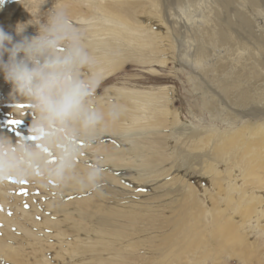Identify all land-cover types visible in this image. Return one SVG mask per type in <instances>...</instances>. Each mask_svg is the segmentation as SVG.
<instances>
[{
    "label": "bare ground",
    "instance_id": "obj_1",
    "mask_svg": "<svg viewBox=\"0 0 264 264\" xmlns=\"http://www.w3.org/2000/svg\"><path fill=\"white\" fill-rule=\"evenodd\" d=\"M175 1L56 0L54 10L84 25L85 39L78 43L87 63L75 74L87 91L115 82L127 65L165 67L171 60L176 68L192 69V89L225 126L186 123L169 87L150 91L113 84L100 97L87 96L85 106L97 116L94 128L82 120H49L68 129L61 131L60 142L74 137L71 145L83 146L67 153L70 165L54 167L38 156L47 160L40 172L72 198L51 199L42 216L34 217L40 208L32 198L0 196L10 206V211L0 208L2 225H19L34 241L8 232L14 240L9 245L7 236L0 237L5 258L14 263L26 258L22 247L11 249L18 243L31 250V264H50L44 259L50 246L44 243L51 234L64 243L66 254L57 256L73 264L87 259L88 264H137L140 257L146 264L156 257L177 263L195 246L199 258L212 251L211 264L237 263V258L241 264H264V0H242L254 19L236 12L221 19L222 0ZM7 6L0 4V11ZM207 45L217 51L209 54ZM168 80L149 76L136 82ZM20 140L11 142L17 152ZM45 143L54 147L53 141ZM13 166L30 176L37 170L28 161ZM94 169L103 170L99 186L85 189ZM89 191L94 194L86 197ZM24 201L42 238L16 222L12 204Z\"/></svg>",
    "mask_w": 264,
    "mask_h": 264
},
{
    "label": "rangeland",
    "instance_id": "obj_2",
    "mask_svg": "<svg viewBox=\"0 0 264 264\" xmlns=\"http://www.w3.org/2000/svg\"><path fill=\"white\" fill-rule=\"evenodd\" d=\"M174 1L175 0H172L171 3H174ZM55 2L56 0H30V2H27V0H0V4H8L7 8H9V10L0 11V27H3L8 32H14V29L18 24H24L26 25L25 34L38 35L41 26L47 24L49 17L56 12L54 10ZM175 2H177V0ZM13 6L14 8H12ZM262 8L264 9V5L262 6ZM234 12L245 13V15L250 19L255 18L254 12L250 9L249 5L244 4L242 0H222V6L218 8L217 14L221 19H226L230 15H233ZM4 15H7V17L2 23V17ZM10 20L12 21V24L7 25V22ZM89 23L90 22H87L85 26H88ZM72 24L75 25L73 27V31L78 37V42L85 39L84 33L86 32V30L84 28V25H79L71 21V25ZM62 49H64V47L60 48L61 52H63ZM207 50L211 55L214 53V51H217L216 48H212L208 45ZM164 66L165 67H162L160 65H127L124 70L114 76L113 81L115 82L90 89L89 91H87V96L90 97L96 95L100 97L102 92L111 87L113 84L150 91H156L164 87H169L174 91L175 106L176 108H178V111L181 112L182 119L186 123H191L192 125L201 127L217 126L222 129L225 125H223L220 121L215 120L216 118L211 116L205 110V108L203 107V101L199 99L198 93H196L192 89V84L188 81V75L190 74V71H192V69H190L188 65H186V67H182V70L181 68H176L174 67L171 60L166 62ZM149 76L168 77L169 80L159 84H142L140 82H136V80H145ZM202 81L209 80L205 78V80ZM87 96L85 97L86 104H88L90 101L89 97ZM20 104L31 105V107L23 109L17 108V105ZM91 104H94V102H91ZM39 109L40 108L38 106V103L33 97L13 90L11 84L7 83L4 80L3 72L0 71V140L6 141L5 145L0 148V196L6 197L8 200L14 199L18 195H26L27 197L32 198L34 200V203H36V206L40 208V211L33 213L34 217L42 216L41 209L43 211L45 210L44 205L49 200L55 199L56 197H58L59 200H62L64 197H66V200L70 199L66 193L60 194L59 185H54L50 175L40 172V169L45 167L44 165L47 163V160L48 163H50L54 167H59L64 164L66 166L65 168H67V166L70 165L68 162L67 153L71 151L73 146H75L76 148L83 147L82 145H71L75 144L74 137L66 136L67 138H65L63 142H60L59 137L61 131H68V129L53 124V122L49 121L46 114L44 113H42L43 115H45L44 118L42 116H38L37 110ZM39 111L41 112V110ZM13 119L20 120L21 123L17 125L9 124L8 122ZM44 119L46 121H43ZM31 136H37L41 138L33 141L28 139ZM6 137H8L9 140H5L4 138ZM19 137L21 138L19 143L22 145L21 152H17L16 149L11 146L12 141L18 143ZM46 140L53 141L54 147L47 146L45 143ZM91 143L97 144L96 142ZM15 146L17 147L18 145ZM58 148L61 152L58 151ZM42 155L47 158V160L41 161L38 158V156ZM5 157L8 158L7 162L10 163V166L13 168L14 164L16 166H19L24 161L35 163V166H37V170L35 171L36 173L32 174L31 176L27 174L26 178L17 175L3 174ZM34 170L35 167L30 168V171ZM9 177L17 180L25 179L28 181H26L27 185L18 186L19 183L11 182L9 180ZM41 179H43V182L42 184H39ZM22 192H25L26 194H22ZM93 194L94 191H89L86 197L92 196ZM26 204L27 207L25 206ZM0 208L3 211H10V206L8 204L0 202ZM12 208L14 210L13 214L15 215L16 222L18 221L25 228L30 229L29 233H35L38 239L42 238V235L44 233L40 230H37L36 224H30L31 222L29 219L31 217L32 209L29 205V202L24 201L23 204L17 205H14L13 203ZM8 232H11L10 234L14 235L17 240L24 238L28 241H33V239L28 234H24L23 229H21L19 225L5 223L4 225H2L0 221V237L4 238L5 236H7L6 234ZM6 240L8 241V245L14 241L9 236L6 237ZM45 240L47 242L44 243V245L50 246V248H46L44 250V253L46 254L44 259L48 258L50 264H73L72 259L63 258L61 260L57 256V254H59L60 252L66 254V252L63 251L64 243L59 242L58 239L52 237L51 234L48 235ZM18 247H22L23 254L26 255V258H21L20 255L21 259L19 260L22 262L14 263L5 258L3 252H0V264H31L34 258L29 247H27V245H21L17 243L13 244L11 246V249L15 250L18 249ZM212 256V251H208V254L202 253L201 258H199V250L197 246H195L194 248L187 249V251L182 254L181 259L177 263L171 262L168 259H164L161 257L152 258V263L189 264V261L191 259H194V262H196V264H203L206 258L207 264H211L210 262L212 260ZM237 259L235 260L237 263L231 262V264H241V261ZM88 262L89 261L87 259L84 261H79V264H88ZM46 263L49 264L48 262ZM146 263L147 259H144V257H140L137 262V264Z\"/></svg>",
    "mask_w": 264,
    "mask_h": 264
},
{
    "label": "clouds",
    "instance_id": "obj_3",
    "mask_svg": "<svg viewBox=\"0 0 264 264\" xmlns=\"http://www.w3.org/2000/svg\"><path fill=\"white\" fill-rule=\"evenodd\" d=\"M26 25L18 24L14 32L0 27V71L13 90L33 97L49 120H82L92 129L96 113L85 106L87 89L75 70L87 63L71 21L63 10L49 17L38 35H27ZM64 47L61 52L60 48ZM6 141L0 140V148ZM4 158L3 174L27 177L23 168H13ZM102 169L89 173L90 184L97 188Z\"/></svg>",
    "mask_w": 264,
    "mask_h": 264
},
{
    "label": "snow or ice",
    "instance_id": "obj_4",
    "mask_svg": "<svg viewBox=\"0 0 264 264\" xmlns=\"http://www.w3.org/2000/svg\"><path fill=\"white\" fill-rule=\"evenodd\" d=\"M30 107H31V105H23V104L17 105V108H20V109L30 108ZM8 123L11 124V125H17V124L21 123V121L20 120H17V119H13V120H10ZM40 138L41 137L31 136L28 139L33 140V141H36V140H38ZM9 180L11 182H13V183H19L21 185L26 184V181L23 180V179L17 180V179H13V178L9 177ZM137 190L138 191H143L144 189L141 188V189H137ZM22 194H26V193L25 192H22ZM69 198L71 199L72 197H69ZM25 206L27 207V204Z\"/></svg>",
    "mask_w": 264,
    "mask_h": 264
}]
</instances>
